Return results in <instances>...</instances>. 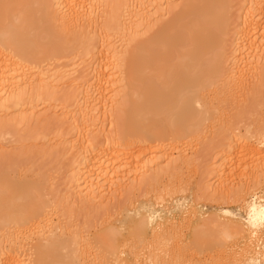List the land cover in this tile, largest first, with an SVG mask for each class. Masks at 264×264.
<instances>
[{
  "label": "bare ground",
  "instance_id": "bare-ground-1",
  "mask_svg": "<svg viewBox=\"0 0 264 264\" xmlns=\"http://www.w3.org/2000/svg\"><path fill=\"white\" fill-rule=\"evenodd\" d=\"M121 1L126 2V7L128 6V9L135 5L136 8H138V12L134 10V13L136 14H133L134 16L132 18L130 14L129 16L127 15L128 11L125 14L127 15L126 17H129V19L131 18L130 22H128L129 25L127 23V25H125L126 27L123 28L125 32L123 31L124 33L122 34L126 39H129H127L129 43L125 48L127 50L122 52L123 49L122 51L121 49L119 50V48L112 49V52L109 53L112 55L111 59H109L110 62L103 61L106 64H102V61H100L101 58H104L102 55L106 52V49L105 51L101 50L102 52H99L98 50L91 52L85 56L86 60H82V71L83 69L85 70L84 76L79 79H77V77L74 79L72 77L75 76V72L73 70L72 73L70 71V74H67L71 77L69 78L70 83L72 82L70 84V86H72L70 91L73 93V98L75 97L74 100L76 102L74 105L76 106V109L72 108V113L74 115H70L71 117L69 116V118H67V114H65L63 111L64 117L62 115L63 118L60 121L62 125H66L70 121L71 123H74V125H77V127L75 126V129L77 130V135L75 136L76 140L73 141L74 139H72V142H70V147L68 148L72 152V158H74V167H72L71 170V182L73 185L71 197L75 203L81 201L80 203H83L85 206H91L97 203L101 204L105 202V200L109 201L111 200L110 198L113 199V197H115V194L117 197V193H119L118 190H121V187H123L122 184L124 183L125 178L123 174H128L127 169L129 172L131 169L134 173L138 172L137 170H134L136 168V165H134L135 160L142 159L146 153L144 148L145 144L149 140L152 142L156 140L161 142L162 140L164 141L165 139H169V137H173L174 139L188 137L194 132L192 129L200 126L199 123L208 121L207 119H209V113L212 112V109L209 111L210 107L206 101L207 97L203 95V92L216 85L218 81L217 79H219L218 75L222 73L221 71H225L222 70V64L224 63L222 62L221 57H217L213 53V48H215L213 46H216V44L218 45L217 41H220L222 36H224L223 39H225V36L227 37L228 34H226V16L223 18L224 0H192L184 3V5L181 6V11L178 12L172 20L170 19L171 21L169 23H162L160 27H157L159 28L158 30L155 28V33L150 31L154 34L150 39H148V37L146 41H138L140 38L138 36L139 34L143 33L141 31L152 30L149 27H156V25H153L155 23H150V20H152V15L154 14H152V12H155L157 9L160 12V7L172 4L171 0H0V130L7 128L9 121H2V117L8 114L9 111L16 112L17 117H15L13 114L15 112H12V114L15 121H18H16L17 125H23V123L28 124L27 121L29 120L32 122L34 121L32 119L36 118L35 121L40 119L38 111L40 107L35 106L37 103H32H41L42 100L55 101L58 99V96L60 97L62 89L61 91L57 90L58 88L56 84L65 78L64 73H61L60 69H57L56 73L53 75H43V77H45L37 82L36 80H30L29 77L32 73H34V71L42 67L44 62H49V60L51 61L53 57V59L56 58V60L57 58L61 59L64 54L65 45L61 44L64 42L57 43L56 41H60V38L58 39L56 36L59 35H55V31L51 30V27L46 25L48 24L47 16L50 13L49 10L52 8L55 9L57 13L56 17H58V24H62L63 26L70 28L71 31L79 30V28L84 31H92L94 23L98 21V16L100 17L106 15V18L109 16V20H113L115 18L112 14L114 13L113 7L114 5L119 4ZM126 19L128 18H125V20ZM260 19L264 22V20H262L264 19V0H245L238 13V22L240 23L238 25L240 28H237L233 33L228 35L231 42L230 45H232L233 49L231 48L232 64L229 70L230 72H228L229 74L226 76L229 77V80L235 84V86L236 84L238 85L239 82L241 83L243 81L247 72L249 74L251 69L255 70L257 66L264 63V44L254 48L255 45L252 35L254 32L259 30L260 25L258 21ZM222 21H225V25L222 23ZM230 22L232 23V21ZM222 26L223 28H221ZM45 30L47 32H45ZM219 32L223 33L219 34ZM62 41H64L63 38ZM122 45L123 44H121V47ZM97 55L101 57L96 59L95 57ZM207 56L210 57L209 60H207ZM203 58H205V60ZM122 61H124V65L120 64ZM202 62L205 63L203 64ZM105 72L111 73V75L108 73L111 77H114V75L115 77H118L117 80L119 82L117 85L120 84L119 87L121 86L122 82H125V87L122 92L123 95L119 96V93L115 94L116 92H112L114 96L113 99H109V102H107L108 96L105 97L104 92L107 91L110 86H112L111 84L113 81L109 79L108 74H106V78L104 77L105 75L103 74H105ZM226 76L225 78H228ZM219 77L222 76L219 75ZM114 90L117 89L113 87L112 91ZM117 97H121L120 99L123 98V102L121 101V104L126 103L128 107V110L125 113V123L123 125V129L119 131L120 133H118L114 139L112 138L113 140L110 142V144L108 143L110 140L105 142L109 146L107 145V147H105L104 145V148L106 149L103 150L101 148L102 144L100 145V143H93L94 140L92 139L94 138L91 140L89 139V137L94 136L91 134L93 131H90L89 129H92V127H95L96 129L97 126L95 125L99 122L104 125V122L108 120L109 116L113 115L115 110V112H117L120 109L118 107L120 104L116 105L117 103H115L117 101L112 102ZM46 101H42L41 104ZM57 101H59V99ZM110 102L112 103L109 104ZM114 103L115 106H113ZM29 105L31 108L27 109ZM74 105H69V107L71 108ZM57 109L58 108H56V110ZM110 117L112 118V116ZM42 120L44 121V118ZM47 122L50 121L48 120ZM39 123L43 122L40 121ZM237 137L238 135H236L234 138ZM2 143L6 144L7 142ZM233 150L234 147L232 146V143H229L226 146L224 156L214 159V161L218 164V166L216 165L217 170L218 167L222 168L223 170L227 166L231 168L235 159L233 157ZM147 154L148 153H146V155ZM169 154L166 153L164 155L165 157H162L163 161L168 165L167 167L159 166L161 163L158 164L157 161H161V159L156 158V156L154 157L153 154H151L152 156L149 155L151 157L147 156L148 161H146L148 162V166H141L144 168L141 169L138 165L141 169L140 172L143 174L142 180L138 179L139 181H133L131 186H134V188L136 187V189H142V186L145 187L150 184L152 185V183L154 184V182L150 180L151 176L149 177L148 175L149 171H153L155 173V179L158 177L160 178V176L169 177L171 175L174 176V178L170 176L169 179L174 181V179H176L175 174L177 175V171L175 170V172H173L174 170L172 169L175 167L179 168L181 163H178V157L180 156L177 155L178 157L176 158L178 160H173L174 158L171 159L173 156H170ZM143 165L145 164L143 163ZM221 172L219 171V174ZM215 173H217V171H215ZM167 174L170 175L168 176ZM213 174L214 173L211 172L210 176H213ZM177 177H179V175ZM217 177H219V175ZM221 179L223 180V178H220V180ZM171 180H168L169 182L167 183H171ZM211 180H213V177ZM173 184L175 185V183ZM131 186L130 188L132 189ZM137 186L139 188H137ZM169 186L170 184L167 187L168 189ZM175 187L177 188L178 186H174L173 191L176 190ZM39 188L40 187L38 184H26L20 181H14V179H10L9 176H0V234L7 232V238L5 241L9 240L10 243H7L12 244L9 248H7L3 245V242H0V264H24L25 262H27L25 264H80L81 262H79V260L81 261L84 253L87 254L85 251L91 246L95 248L93 251L94 253L98 250V255H96L98 258H94L95 263L99 264L102 260L103 262L101 263L105 262L108 264L109 261L114 260L113 257H115L116 260V256H119L117 253H122L121 249H125V246H130V244L133 246L135 244L136 246L138 245L139 247L141 246L143 248L142 245H145L143 243V239L144 236L147 235H145L144 227L147 226L148 221H145L144 226L143 221L144 219L146 220V218L143 216L141 217L143 220H141L139 223L135 222V224L133 223L134 225L132 224V229H130L132 225L127 224L129 226V230L127 231L128 233L126 237L120 235L118 230H114L112 227L113 225L111 226L103 224L104 227H100L101 229L96 233L94 238H92L93 242H86L88 244L85 243L87 246H78L82 243L80 239L81 237H78L72 241L64 239V234H61L63 232L61 231L60 226H52V224L50 225L52 220H46L48 206L43 203ZM168 189L161 190L166 192ZM178 189L179 188H177V190ZM223 191L224 190H222L221 196H223ZM160 193L161 192H159V196H162ZM172 193L174 195V192H170V194L166 192L164 197L167 195L170 197ZM252 193H254L252 196L255 195L254 191H252ZM33 194H36L38 197H32ZM131 194L133 193L131 192ZM159 196L157 195V197ZM157 199L158 201L161 200L160 198ZM162 200L161 202H163ZM249 203L250 202H248V204ZM247 208H249V220H247L251 222L252 226L247 223L245 225H249L253 227V229L258 226H263L264 216H262V212H264V204H255L252 202V205H248ZM149 210L147 213L151 212ZM226 211V214L228 215V210ZM149 214H147V216ZM150 216L149 218L147 217V219H150ZM235 216L236 215H234V219H236ZM230 217H232V215ZM152 219L153 217L150 220ZM211 220L213 219L211 218ZM226 221H228V219ZM243 221L244 219L242 222ZM242 222H240V224L238 222L240 226L238 224L237 226L235 223H233L237 226L235 228L233 227L234 232H232L230 229L233 225H231L230 222L228 226H226L227 222H224L225 226L224 223H219L220 225H217V223L216 226L212 227H214L215 230L216 228H219L220 230H224L226 228L225 230L228 232V234H226L227 232L224 233L225 230H221V232L224 233L227 240L235 236L244 238L248 237L250 234H253V230L250 227H245L243 225L246 228L245 229L241 225ZM206 224L210 225L212 222H207ZM222 225L224 227H222ZM229 225L230 230L228 229ZM203 228L205 231H201L202 227L197 226V229L200 230V232L198 233L197 231V233L201 234V238L196 233L198 235L196 239H198L197 242L192 239L194 241L193 245H197V243L199 245L203 239L205 243V240H207L206 234L213 233L209 230V228L207 229L210 231V233L209 231H206L204 225ZM238 228H240V232L235 230ZM219 229L218 231L216 230L218 233L216 235L221 237L222 234H220L221 232ZM247 229H251L252 233L251 231L249 233ZM256 230L258 229H254L255 235L257 234ZM60 231L61 233L59 234L58 232ZM163 232L165 231L163 230ZM156 233L159 234H155L154 236L158 237L161 235L162 237H159L163 239L164 236L161 234L162 231L161 233ZM232 233H234L233 235L235 236H233ZM203 234H205V238H203ZM238 234H241L242 237ZM216 235H213L215 238H218L215 240L214 237H212V239L211 235H208V237L210 236L208 239L209 243L213 241V244L216 245L214 241L222 242V240L219 239H225L224 236L219 238ZM12 238H14L13 240H15L17 243H15L13 240H10ZM210 238L212 239L211 241ZM30 240H32V245L29 247V253L26 254L28 255L29 259L27 258L28 261H24L21 259V257L24 258L22 254L26 252L28 247L27 245ZM157 240L159 241L160 239L158 238ZM33 241H35V243ZM165 241L167 240L165 239ZM79 242L80 244H78ZM218 242L217 245H219ZM224 242L226 243L227 241L223 240V243ZM152 243L154 244L156 242H153L152 240ZM73 245H75V247H73ZM207 245L205 246L206 248L208 247ZM25 246L26 250L23 252ZM220 246L221 245H219V248ZM202 247L203 246L201 245L200 249ZM216 247L214 246V249ZM246 247L247 246H245V249ZM247 248L249 249L250 247L248 246ZM8 251L12 252V254L15 253V255H9L11 253ZM19 254L21 255L19 256ZM135 255L138 257L137 253ZM247 255H251V253H248ZM240 258L242 257L240 256ZM254 259L255 257L253 260ZM161 260H163V258H161ZM249 261H251L250 258ZM93 262L91 263L94 264ZM246 264H249L248 261Z\"/></svg>",
  "mask_w": 264,
  "mask_h": 264
},
{
  "label": "rangeland",
  "instance_id": "rangeland-1",
  "mask_svg": "<svg viewBox=\"0 0 264 264\" xmlns=\"http://www.w3.org/2000/svg\"><path fill=\"white\" fill-rule=\"evenodd\" d=\"M171 1L172 4L160 7L159 8L160 12L158 9H157L158 11L156 10L155 12H152V14L153 13L154 14L152 15V20H150L151 21L150 23L152 24L155 23L153 25H156V27H154L153 25L152 26L154 28L149 27L152 30H147L148 33L146 30L141 31L143 33L139 34L138 37H140L141 39L137 38L138 41H146L148 37H149L148 39H150L151 36L156 31L155 28L160 27L162 23H167V22L169 23L177 15V13L181 11L180 10L181 6H183L184 3L192 0H186V1L171 0ZM244 2L245 0H224L223 3L224 4L223 18L224 16H226L225 17L226 22L225 21L224 22L227 25L226 26L227 28L226 27L225 28L227 30L226 34L227 33L228 34L227 37L225 36V39H223L224 36L220 35L222 36V38L220 39V41H217L218 43V45L216 44L217 47L213 46L215 47L213 48L214 51L213 53L217 57H221L222 62L224 63L222 64V70L225 71H221L222 73L219 74L222 77H219L218 75L219 79H217L218 81L217 84L215 83L216 85L212 86L210 89L203 92V95L207 97L206 101L208 103V106L210 107L209 111L212 109L211 110L212 112L209 113V119H207L208 121L199 123L200 126L196 127L195 129H192L194 132L188 137H182L181 139L179 138L174 139L173 137L172 138L169 137V139H165L164 141L162 140L163 142L162 141L158 142L157 140L152 142L149 140L144 147L146 153L148 154L146 155L145 153L142 159L135 160L134 165H136L135 166L136 168L134 170H137L138 172L134 173L131 169L130 171L131 173H130L129 170L127 169L128 174L124 173L123 175L125 176V178L127 176L128 177L126 178V181L124 178V183L122 182L124 185L122 184L123 187H121V190L120 189L118 190L119 193L116 192L117 197L115 194V197L112 196L113 199L110 198L111 200L109 201L105 200V202L101 204L97 203L91 206H85L83 205V203H80L81 201L75 203L71 197L72 189H73V185L71 182V177H72L71 170L72 167H74L73 166L74 158H72V152L68 148L70 147L71 144L70 142H72V139H74L73 141L76 140L75 136L77 135V130L75 129V126L77 127V125H74V123H71V121L68 122L66 125H62L60 121L64 117L63 111L65 112V114H67V118H69L70 115L71 116L74 115L72 113L73 112L72 110L74 108L76 109V106L74 105L76 102L74 100L75 97L73 98V93L72 91H70L72 87L70 86V84L72 82L70 83L69 78L71 77L67 74L70 71L72 73L73 70L75 72L74 73L75 76H72L74 79H76V77L77 79H79L82 76H84L85 70L83 69L84 72L82 71V65H81L82 60L83 61L86 60L85 56L91 52L97 50L99 52H102L105 51L106 49L107 53L106 52L103 53L104 56L102 55V57L104 58L100 59V61H102V64L104 62L109 61V59H111L112 55H110L109 53L112 52V49L119 48V50L121 49L122 51L123 49L122 52H125L127 50L125 48L129 43L128 41L129 39L127 38L128 39L127 40L124 37V35H122L125 32L123 28H125L126 27L125 25H127V23L130 22V19L134 16L133 14H136L134 12L135 11L138 12L137 10L138 8H136L135 5L128 9L127 8L128 6L126 7V2L121 1L119 4H116L113 7L114 13L112 14L115 18L113 20H109L108 19L109 16L108 18H106V15H103L104 17L100 16L101 18L98 16L97 18L98 21L94 23L93 26L98 28L96 29L92 27V31L91 30L84 31L81 28H79V30L76 31H71L70 28L63 26L62 24L61 25L58 24L59 22H58V17H56L57 13L55 9L53 8L50 9L49 10L50 13L48 12L49 14L47 16L48 24H46L45 22L44 23L47 26L51 27L50 28L51 30L55 31V35H59L56 37L58 39L60 38V41L55 39L57 40L56 41L57 43L64 42L61 43L65 45L64 54L61 57V59L57 58L56 60V58L53 59L54 58L53 57L51 61L49 60V62L47 61L44 62L42 64V67L37 69L36 70L37 72L34 71V73H32L34 75L31 74L29 77L30 80L31 79L33 81L36 80L37 82L45 77V76L43 77V75H53L54 73H56L57 69H60L61 73H64L65 78L62 79V81H59L58 84H56L58 88L56 89L59 91H61L62 89V91L60 93V97L58 96L59 101H57L58 99L55 101L51 100L52 101L51 103V101L42 100V101H46L43 103L45 106L41 104L42 101L41 103L40 102L32 103V104L37 103L35 104V106L40 107L38 109L40 119H37L36 121L35 118L32 119L34 120L32 122L31 120L27 121L28 124L23 123V125H17L16 124L17 120L15 121L13 117V114L15 115V117H17L15 111H9V113L12 116L7 112L8 114L2 117V121L6 120V122L8 121L9 122L7 128L0 130V176L3 177L9 176L10 179L12 180L14 179V181L17 182L20 181L26 184H38L40 187L39 189H40L42 201L45 205L48 206L47 209L48 216L46 215L47 217L46 220L51 219L52 221L50 220L51 221L50 225L52 224V226L59 225L63 233H61V231L58 233L59 234L61 233L62 235L64 234L63 238L67 239L68 241L69 240L72 241L77 239L78 237L79 238L81 237L80 238L82 241L81 244L83 245H81L79 242L78 244L80 245L78 246L84 247L86 244L91 243V241L93 242L92 238H94L96 233L106 224L111 226L113 225L112 227L114 230H118L120 232V235L126 237L128 233L127 231L129 230V226L127 224L132 225L133 223L135 224V222L139 223L141 220H143V218L141 217L142 216L145 217L146 220L144 219L143 224L145 226V221L146 222L148 221L147 222L148 224L146 223L147 226H145L147 228L144 227V232L145 235L147 236H144L143 243L145 245H142L143 248L141 246L139 247L138 245L136 246L135 244L134 245L136 247L134 245L133 247L131 244L130 246L127 245L125 246L126 247L125 249L124 248L121 249L122 253H117L119 256H116V260L115 257H113L114 260L109 261L111 263L108 262V264H121V263L122 264H164V263L165 264H169V263L170 264H185V263L186 264H214V263L215 264H246L247 261L249 264H257L258 262L264 264V228H263L264 225L261 227L258 226L254 228L259 230V231L256 230L257 234L255 235L254 229L253 227H251L252 226L251 222L248 221L249 208H247L248 205L249 206L250 204L252 205V202L255 204L256 203L257 204L262 203V205L264 204V138H262L264 137V63H262L263 65L260 64L259 66H257L255 70L251 69L249 71V74L247 72L245 74V78L243 79V81L241 83L239 82L238 85L236 84V86L229 80V77L226 76L227 74H229L228 72H230L229 70L232 64L231 54L233 49L232 45H230L231 42L229 40L228 35L233 33L237 28L238 29L240 28L238 25L240 24L238 22V13H239V9L241 8ZM126 12L128 16L130 14L131 16L130 19L129 17H126L127 16L125 15ZM124 17L128 18L129 21L128 19H126L127 20L126 21ZM230 21H232L233 24ZM224 22L222 21L223 24ZM258 22L260 25L259 30H257V32H254V34H252L253 42L255 45L254 48L264 44V22L261 21V19ZM221 28H223V26ZM158 29L159 28H157V30ZM46 30L45 32H47ZM150 31L154 33H151ZM221 33L223 32H219V34ZM122 37L125 39H123ZM62 38L64 41H62ZM121 44H123L122 47ZM98 57L101 56L97 55L95 58L98 59ZM207 57L205 58L209 60L210 57L209 56ZM205 58L203 59L205 60ZM123 62L124 61H122V63L120 64L122 65ZM202 63L204 64L205 62ZM108 73L109 72H105V74H103L105 75L104 76L105 78H106V74ZM109 74L111 75V73ZM109 74H108L109 79L114 83V84L112 83L111 85L115 87L117 90L112 91L113 87L110 86V88L104 92V96L105 97L108 96L107 102H109V99H113L114 96L113 93L115 92H116L115 94L119 93L120 94V95L118 94L119 96L123 95L122 92L125 87L124 84L125 82L124 83L122 82L120 88L119 87L120 84L117 85V83L119 82L117 80L118 77L117 76L115 77V75L114 77H111ZM225 76L228 78H225ZM109 92L111 93V96ZM118 98L119 97L115 98V100L112 101V102L117 101L115 102L117 103L116 105L120 104L118 106L120 109L117 112H115L116 110L115 111L113 110L114 111L113 115H110L112 116V118L109 116V118L112 119V122L111 119L108 118V120L106 121L107 123L104 122V125L101 124V122H99L98 124L95 125L98 128L96 127L95 129V127L94 128L92 127V129L91 128L89 129L90 131L91 130L93 131L91 132V134L94 135L92 137H89V139L91 140L92 138H94L92 139L94 140L93 143L95 144L100 143V145L102 144L101 148L103 150L106 149L104 148V145L105 147H107L108 145L105 142H108L110 140L108 142L110 144V142L115 138V136L118 135V133H120L119 131L123 129V125L125 123V115H126L125 113L127 112L128 107L126 103L121 104V101L123 102L122 100L123 98L122 99H120L121 97L119 99ZM112 102H110L109 104H111ZM115 103L113 106H115ZM69 105L70 106L74 105L75 107L73 106L70 108ZM30 108L31 107L29 105L27 109ZM56 108L58 109L56 110ZM12 112L15 113L12 114ZM42 117L44 118V121L42 120L43 119ZM48 120L50 122H47ZM37 121L39 122L42 121L43 123H39ZM5 131L7 132L9 131V132L7 133ZM236 135H238V137L234 138ZM1 141L5 143L7 142L6 143L7 145L3 144ZM1 143L5 146H3ZM229 143H232V146L234 147L233 157L235 159L233 165L231 166V168L229 166L225 167L224 170L218 167L217 170L218 164L214 161V159H218L224 156L226 146ZM165 152L168 154L170 153L169 155L173 156L171 157V159L174 158L173 160L175 159L178 160L176 157H178L177 155L180 156L178 157L179 158L178 163L179 164L181 163L180 164L181 167L179 166V168L175 167L174 169H172L174 170L173 172H175V170L177 171L176 172L177 175L174 173L177 180L174 179V181H172L171 179H169V177L171 176L170 174L173 173H170L169 174L170 176L167 174L169 176V177L166 176L167 178L164 176H160V178L162 179H160L159 177L155 179L154 177L155 173L153 171H149L148 175L149 177L151 176L150 180H152L154 184L152 183V185L150 184L145 187L142 186V189L141 188L136 189V187L134 188V186H131L133 181L136 182L142 180L143 174L140 171L141 169H144L143 167H146V165L148 166L147 158L151 157L152 156L151 154H153L154 157L156 156V158L161 159V161L156 160L158 164L161 163L159 166L167 167L168 165L162 159V157H165L164 156L166 154ZM143 163L145 165H143ZM138 165L140 166L141 169L139 168ZM215 171H217V173H215ZM219 171L220 172L223 171L221 172L222 174L221 173L219 174ZM211 172L214 173L213 176H210ZM217 174L219 175L220 178H223V180L222 179L220 180V178L217 177L218 176ZM152 175L154 178L152 177ZM178 175L179 177H177ZM171 177L174 178V176ZM212 177L213 180H211ZM168 180H171L173 183H175V185L172 182L171 183L173 184V186L171 183H167L169 182ZM169 184H170L169 189L171 187L170 191L167 188ZM130 186L132 187V189L130 188ZM174 186H178L177 188L179 189L177 190V188L175 187L177 191L176 190L173 191ZM137 188L139 187L137 186ZM161 189H166V190L168 189V191L166 192H168L169 194L170 192H174V195L172 193L170 197H168V195L164 197L166 195L165 194L166 192H164V190L162 191ZM222 190L225 191V192L223 191V196H221ZM252 191L255 192V195H253L254 197L252 196V194H254L252 193ZM131 192L133 194H131ZM159 192H161L160 195L162 196H159ZM156 194L159 197H157ZM33 195L32 197L35 196L36 198L38 197L36 194ZM157 198H160L161 200L163 199L162 200L163 202H161V200L158 201ZM248 202L250 203L248 204ZM148 210L151 211L149 212L150 214L147 213ZM226 210H228V215L226 214L227 213ZM151 213L152 214L154 213L155 215L154 214L152 215ZM147 214L149 215L147 216ZM231 215L232 217H230ZM234 215H236L235 216L236 219H234ZM149 216L150 219L152 217L153 219L152 220L147 219V217L149 218ZM211 218L213 220H211ZM227 219L231 223V225L233 223L237 225L238 222L240 224V222H242V220L244 219V221L242 222L243 224L241 223V225L242 226L244 225L245 227L246 226L250 227L253 230V234H250L248 237L239 238L238 236L236 237L235 235H233L234 233H232V235L235 237L229 238L230 240L229 239L227 240L225 238L226 236L224 235V233L227 232L225 230L226 228L224 229L225 232L223 233L221 232V230L223 229L220 230L219 228L215 227L217 231L218 229L220 230L221 232L220 234H222V236H224L225 239L221 238L222 236L220 237L219 235H216L218 233L212 226H216L217 223H218L217 225H220L219 223L223 224L224 222L225 223L227 222L226 226H228L229 222L226 221ZM207 222L208 223L212 222V224L210 225L206 224ZM246 223L251 226L245 225ZM235 224L232 225V228H230L229 225L228 229L230 228L231 231L234 232L233 227L235 228L239 225L238 224L236 226ZM133 225L130 227V229H132ZM203 225L205 226L206 231L210 230L214 233V234L210 233V231H209L210 234L207 233L208 235H211V238L214 237L213 235H216L217 237L221 238L219 240H222V242L214 241L216 245L213 244V241L209 243L208 239L210 236L208 237V235L206 234L207 240H205V243L203 239L202 240L203 244L200 241H199L200 242L199 245L197 243L199 248L197 245L195 244L193 245L194 241L197 242L198 238L196 239V237L198 235L200 237L201 235L198 234L200 230H198L199 228L197 229V226L202 227L201 231H205ZM224 226L222 225V227ZM120 227L121 229L122 228L123 229L121 230ZM207 228H209V230ZM251 229L250 230L247 229V231H249L250 233ZM163 230L165 232H163ZM235 230L240 232V228ZM156 232H160L161 234H163L164 236L163 239L161 238L162 237L161 235H159L161 237L154 236L155 234L157 235L159 234ZM226 234H228V232ZM176 235L178 238L176 237ZM203 235H202L203 238H205V234ZM6 238H7V232L0 234V242L1 243L3 242V245L9 248L10 245L12 244H9L10 243L9 240L5 241ZM156 238L157 239L159 238L160 240L158 241ZM211 238L210 241L213 239ZM13 239L14 238L10 240ZM165 239L167 241H165ZM192 239H194V241ZM215 239L218 238L214 237V240ZM152 240L157 244L156 243L153 244ZM223 240L224 241L226 240L227 241L226 243L228 244H226L225 242L223 243ZM13 241L15 242V240ZM31 242L32 240H30V242L28 243L27 250H26V246L25 249L23 248L24 249L23 252L26 250V252L24 253L22 252L24 254V255L22 254L24 258L21 257V259H23L24 261H28L27 260L28 255L26 254H28L29 253L28 251H30L29 247L32 245ZM33 242L35 243V241ZM217 242L222 247L220 246L219 248ZM246 242L251 244H247ZM207 244H211V245H207ZM201 245L203 247L200 249ZM206 245L208 246L207 248L205 247ZM214 246L217 247L214 249ZM245 246L247 247L249 246L250 248L248 249L246 247L245 249ZM73 247H75V245H73ZM132 249L135 251H133ZM94 250L95 248L93 246L89 247L85 251L87 252V254L88 253L89 254L87 255L86 253H84L81 261L79 260V262H81L80 264H92L91 262L93 261L94 264H97L95 263L94 258H98L96 257V255H98L97 252L98 250L96 249L97 251H95V253L93 252ZM135 252L138 254V257L137 255H135L136 254ZM9 253H8L9 255L12 256L15 255V253L13 254L12 252ZM248 253H251V255H247ZM20 255L21 254H19V256ZM240 256L242 258H240ZM245 257L246 258L249 257L251 261H249V258L246 259ZM254 257L255 259L253 260ZM161 258H163V260H161ZM253 261H255L256 263ZM101 262L103 261L101 260L100 263Z\"/></svg>",
  "mask_w": 264,
  "mask_h": 264
},
{
  "label": "snow or ice",
  "instance_id": "snow-or-ice-1",
  "mask_svg": "<svg viewBox=\"0 0 264 264\" xmlns=\"http://www.w3.org/2000/svg\"><path fill=\"white\" fill-rule=\"evenodd\" d=\"M262 216H264V212H262Z\"/></svg>",
  "mask_w": 264,
  "mask_h": 264
}]
</instances>
